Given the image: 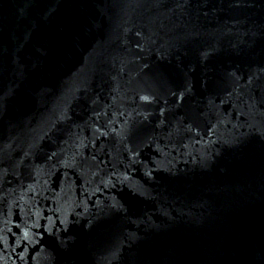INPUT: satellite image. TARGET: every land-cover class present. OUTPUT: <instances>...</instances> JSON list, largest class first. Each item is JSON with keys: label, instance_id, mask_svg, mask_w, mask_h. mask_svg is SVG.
Wrapping results in <instances>:
<instances>
[{"label": "water", "instance_id": "obj_1", "mask_svg": "<svg viewBox=\"0 0 264 264\" xmlns=\"http://www.w3.org/2000/svg\"><path fill=\"white\" fill-rule=\"evenodd\" d=\"M0 264H264V0H0Z\"/></svg>", "mask_w": 264, "mask_h": 264}]
</instances>
